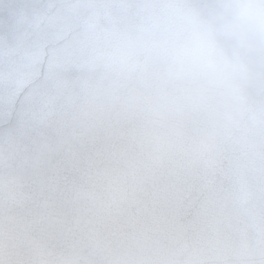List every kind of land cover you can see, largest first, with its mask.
<instances>
[{
  "label": "clouds",
  "instance_id": "clouds-1",
  "mask_svg": "<svg viewBox=\"0 0 264 264\" xmlns=\"http://www.w3.org/2000/svg\"><path fill=\"white\" fill-rule=\"evenodd\" d=\"M0 264H264V0H0Z\"/></svg>",
  "mask_w": 264,
  "mask_h": 264
}]
</instances>
